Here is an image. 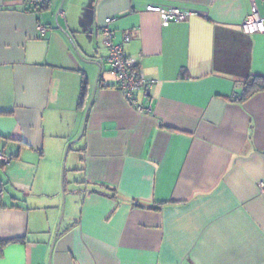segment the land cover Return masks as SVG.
<instances>
[{"label": "crops", "instance_id": "1", "mask_svg": "<svg viewBox=\"0 0 264 264\" xmlns=\"http://www.w3.org/2000/svg\"><path fill=\"white\" fill-rule=\"evenodd\" d=\"M42 1L0 0V264H264V0Z\"/></svg>", "mask_w": 264, "mask_h": 264}, {"label": "built area", "instance_id": "2", "mask_svg": "<svg viewBox=\"0 0 264 264\" xmlns=\"http://www.w3.org/2000/svg\"><path fill=\"white\" fill-rule=\"evenodd\" d=\"M145 10L157 13L161 18L162 24L165 26L169 25L172 21L185 20L190 16L198 14L196 10L174 4L149 3L146 5ZM112 20L111 17H107L103 26L108 54L102 61L110 65V72L117 77V87L122 91L127 102L140 112H150V107H146L139 102L137 92L149 90L153 86L154 81L147 80L142 73L135 72V62L126 54L124 45L114 42V32L110 26ZM45 28L44 25L39 26L42 32L46 30ZM242 29L248 34L264 31V18L259 14L256 6L253 7L252 12L242 22ZM124 40L129 41L130 36L126 35ZM10 162L11 156L0 150V163L7 165Z\"/></svg>", "mask_w": 264, "mask_h": 264}, {"label": "trees", "instance_id": "3", "mask_svg": "<svg viewBox=\"0 0 264 264\" xmlns=\"http://www.w3.org/2000/svg\"><path fill=\"white\" fill-rule=\"evenodd\" d=\"M47 2L48 0L42 1L40 3L39 2L38 3L35 2V3L37 6L40 4L41 9H43L47 6ZM263 89H264V77H257L252 81L250 80L249 82L246 83V94L248 95Z\"/></svg>", "mask_w": 264, "mask_h": 264}, {"label": "water", "instance_id": "4", "mask_svg": "<svg viewBox=\"0 0 264 264\" xmlns=\"http://www.w3.org/2000/svg\"><path fill=\"white\" fill-rule=\"evenodd\" d=\"M63 213H64V209H63V212H62V216H63Z\"/></svg>", "mask_w": 264, "mask_h": 264}]
</instances>
